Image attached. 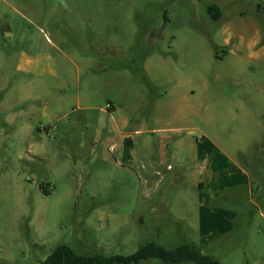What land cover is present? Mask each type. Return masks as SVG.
Wrapping results in <instances>:
<instances>
[{"label": "rangeland", "instance_id": "obj_1", "mask_svg": "<svg viewBox=\"0 0 264 264\" xmlns=\"http://www.w3.org/2000/svg\"><path fill=\"white\" fill-rule=\"evenodd\" d=\"M126 121L132 163L124 145L109 152ZM205 142L247 183L209 202L235 216L229 240L203 246L192 218ZM151 241L264 264V0H0V264Z\"/></svg>", "mask_w": 264, "mask_h": 264}, {"label": "crops", "instance_id": "obj_2", "mask_svg": "<svg viewBox=\"0 0 264 264\" xmlns=\"http://www.w3.org/2000/svg\"><path fill=\"white\" fill-rule=\"evenodd\" d=\"M25 67H28V62L25 63ZM127 121L124 122L120 128H116V132L119 135L118 143L113 142L109 147V152H113L118 149L119 146H123V142L126 136L130 134L126 133ZM135 135L142 134L141 129H137L133 132ZM149 133L155 135L159 133L158 130H151ZM133 149L131 151L132 158L126 163H132L136 160V144L133 137ZM173 142L172 138L163 136L160 141L159 150L162 157L160 163L166 162V155H168V147ZM203 149L199 146L195 154V173L193 187H198V209L196 215H193V222L196 223L194 227L199 234L201 245L206 246L209 242L225 239L229 240L232 236V222L234 213H229L223 210L209 209L207 206L209 202L216 201L222 195L226 187H232L237 184L247 183V176L244 170L230 159L227 154L216 144H208V142L202 143ZM184 146V140L180 139L177 142V149ZM214 146V148H213ZM124 151V148H123ZM204 151L206 153H204ZM189 220V219H188ZM190 222V221H189ZM203 250V249H202ZM216 259L215 257L211 256Z\"/></svg>", "mask_w": 264, "mask_h": 264}, {"label": "trees", "instance_id": "obj_3", "mask_svg": "<svg viewBox=\"0 0 264 264\" xmlns=\"http://www.w3.org/2000/svg\"><path fill=\"white\" fill-rule=\"evenodd\" d=\"M209 13L214 20L221 17V9L218 6H210ZM133 142L130 138L124 141V160L129 161ZM150 260H157L164 264H182L193 262L195 264H222L219 260L204 253L202 248L195 243L186 242L174 249H166L156 242H148L128 256H82L66 245L57 246L42 264H142Z\"/></svg>", "mask_w": 264, "mask_h": 264}]
</instances>
